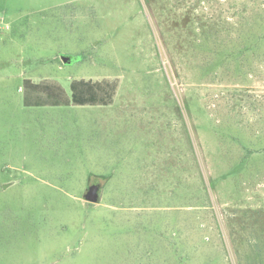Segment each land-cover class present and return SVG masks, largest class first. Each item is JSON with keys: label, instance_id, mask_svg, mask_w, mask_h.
<instances>
[{"label": "rangeland", "instance_id": "374dc122", "mask_svg": "<svg viewBox=\"0 0 264 264\" xmlns=\"http://www.w3.org/2000/svg\"><path fill=\"white\" fill-rule=\"evenodd\" d=\"M0 264H264V0H0Z\"/></svg>", "mask_w": 264, "mask_h": 264}, {"label": "trees", "instance_id": "16d2710c", "mask_svg": "<svg viewBox=\"0 0 264 264\" xmlns=\"http://www.w3.org/2000/svg\"><path fill=\"white\" fill-rule=\"evenodd\" d=\"M57 87L59 89V86ZM94 87H96L95 83H92L90 81L81 80L78 82H72L70 85L71 101L77 104L94 103L97 96V92L94 90ZM63 102L67 104L69 103V101H67V98H65ZM54 103L56 104L57 102L55 101Z\"/></svg>", "mask_w": 264, "mask_h": 264}, {"label": "water", "instance_id": "95a60500", "mask_svg": "<svg viewBox=\"0 0 264 264\" xmlns=\"http://www.w3.org/2000/svg\"><path fill=\"white\" fill-rule=\"evenodd\" d=\"M63 62H70L68 56H62ZM103 195V187L99 183H92L86 187L85 192L83 193V199L90 203H98Z\"/></svg>", "mask_w": 264, "mask_h": 264}]
</instances>
